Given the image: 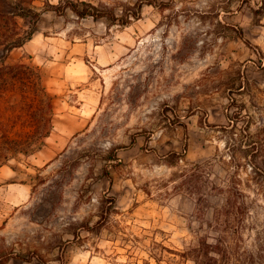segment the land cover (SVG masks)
<instances>
[{"label": "rangeland", "instance_id": "obj_1", "mask_svg": "<svg viewBox=\"0 0 264 264\" xmlns=\"http://www.w3.org/2000/svg\"><path fill=\"white\" fill-rule=\"evenodd\" d=\"M262 16L264 0H0V167L49 128L45 63L117 50L30 197L0 190V264H201L205 246L211 264H264Z\"/></svg>", "mask_w": 264, "mask_h": 264}, {"label": "crops", "instance_id": "obj_2", "mask_svg": "<svg viewBox=\"0 0 264 264\" xmlns=\"http://www.w3.org/2000/svg\"><path fill=\"white\" fill-rule=\"evenodd\" d=\"M261 21H264V16ZM54 23H58V26L60 22ZM30 41L23 46L28 53H32L33 48ZM89 52L93 55V64L80 63L77 58H73L67 65L60 66L51 61L41 68L44 72L41 83L49 91L47 95L52 103V111L48 114L49 128L40 139V145L27 157V163L18 162L14 167H0V190L7 191L6 202L9 205L18 206L30 197L35 186V176L41 175L40 168L48 169L56 158L61 157L60 154L67 147L70 136L81 130L79 125L98 107L105 95L103 82L98 85L97 81L101 82L103 73L111 70L117 59V50L107 44L92 48L83 45L78 53ZM31 59L34 60L33 57ZM137 143L133 142L127 153L140 149L141 144L136 145ZM131 159L132 157L125 162ZM190 161L201 163L205 160Z\"/></svg>", "mask_w": 264, "mask_h": 264}, {"label": "trees", "instance_id": "obj_3", "mask_svg": "<svg viewBox=\"0 0 264 264\" xmlns=\"http://www.w3.org/2000/svg\"><path fill=\"white\" fill-rule=\"evenodd\" d=\"M68 7H70V9L78 16V17H85V16H94V17H97L96 16V14H94V12H92V11H90V10H88L87 8L86 9H82V10H79L78 8H77V6L75 5V4H72V3H69V5H68ZM133 17H135V15L133 14ZM19 45H21V44H19ZM16 67L17 66H9V68H8V70L11 72V73H13V76H15V75H18V72H16L15 70H16ZM21 67V66H20ZM23 67V66H22ZM23 68H25L26 69V67H23ZM24 73V72H23ZM41 79V77H39L38 78V80H40ZM44 89V87L42 86V90ZM48 110H49V112L51 113V111H52V103L49 101V103H48ZM50 120V119H49ZM45 136V133L44 134H42V133H40V131L37 133V138L38 139H40V138H42V137H44ZM109 202L112 204L113 202H114V200L113 199H111V200H109ZM205 246V245H204ZM206 248L203 250L202 249V251H199V260H200V262H201V264H211V261H213V259L210 257V252H211V250H210V248H211V246H205ZM193 252L194 251H191V253H192V255L190 256L191 258H196V257H198V254L196 253V255L195 254H193ZM182 257L184 256V255H181ZM215 262V261H214Z\"/></svg>", "mask_w": 264, "mask_h": 264}]
</instances>
